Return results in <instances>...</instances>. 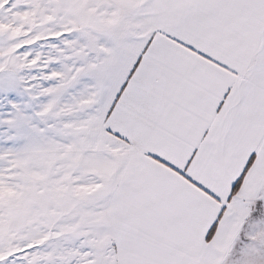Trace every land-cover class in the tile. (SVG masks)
Masks as SVG:
<instances>
[{"label": "snow or ice", "instance_id": "6c2138e0", "mask_svg": "<svg viewBox=\"0 0 264 264\" xmlns=\"http://www.w3.org/2000/svg\"><path fill=\"white\" fill-rule=\"evenodd\" d=\"M0 264H264V0H0Z\"/></svg>", "mask_w": 264, "mask_h": 264}]
</instances>
